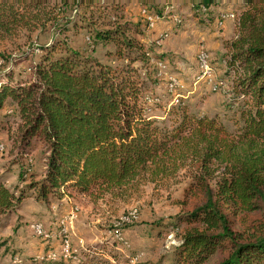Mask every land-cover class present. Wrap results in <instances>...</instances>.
I'll return each instance as SVG.
<instances>
[{"label":"trees","instance_id":"16d2710c","mask_svg":"<svg viewBox=\"0 0 264 264\" xmlns=\"http://www.w3.org/2000/svg\"><path fill=\"white\" fill-rule=\"evenodd\" d=\"M57 1L0 0V43L22 31L50 33L0 66V114L6 106L18 114L21 155L33 153L36 143L44 147V175L29 186L36 198L60 200L69 189L103 197L191 168L189 194L198 204L174 222L172 264H264V0H242L226 46L232 98L240 104L233 131L218 118L192 115L184 103L170 106L162 120L150 116L162 106L150 104L156 96L143 78L155 85L151 61L164 56L153 57L142 42L147 24L121 23L132 2L158 15L172 3H189L199 22H213L222 0ZM103 10L116 21L98 26ZM84 30L94 51L112 47L107 56L121 64L73 50L69 34ZM21 59L31 62L28 80L13 82L12 67ZM24 200L25 193L0 180V219L18 212ZM93 256L90 262L107 264Z\"/></svg>","mask_w":264,"mask_h":264},{"label":"rangeland","instance_id":"374dc122","mask_svg":"<svg viewBox=\"0 0 264 264\" xmlns=\"http://www.w3.org/2000/svg\"><path fill=\"white\" fill-rule=\"evenodd\" d=\"M241 3L222 0L214 9L215 20L204 23L193 17L189 3L188 7L182 2L172 3L162 15L150 13L138 2L125 4L121 23L147 24L142 42L153 49V57L164 56L162 61H151L158 71L155 85L143 78L156 96L149 97L150 104L162 106L150 116L162 120L170 106L184 103L192 115L218 118L226 128L235 130L240 104L232 98L233 77L228 74L225 56L227 43L235 36ZM101 12L105 19L98 26L116 21L109 10ZM40 34L37 30L22 31L1 42L0 66L4 57H17L27 51L38 35L42 43L50 37V33ZM68 41L73 50L86 57L113 66L121 64L107 56V52H113L112 47L98 46L94 51L86 30L69 34ZM30 64L17 61L12 67V81L26 82ZM134 68L143 73L139 64ZM0 122V180L17 194L26 195L18 212L7 220L0 219V264H95L90 262L94 254L99 262L107 264H172L178 245L174 222L198 204L189 194L194 182L191 168L156 182L139 180L103 197L69 189L62 199L50 197L43 202L29 186L44 175V147L36 143L34 152L23 157L18 114L6 106ZM159 222L161 225H157Z\"/></svg>","mask_w":264,"mask_h":264},{"label":"bare ground","instance_id":"6f19581e","mask_svg":"<svg viewBox=\"0 0 264 264\" xmlns=\"http://www.w3.org/2000/svg\"><path fill=\"white\" fill-rule=\"evenodd\" d=\"M222 22H223V21H222ZM221 26H222V25H221ZM202 53H203V52H202ZM205 55H206V54H205ZM206 58H207V57H206ZM207 60H208V59H207ZM208 61H209V60H208ZM208 61H207V62H208ZM205 62H206V61H205ZM203 63H204V62H203ZM161 64H162V63H161ZM204 64H205V63H204ZM208 72H209V71H208ZM199 74H200V73H199Z\"/></svg>","mask_w":264,"mask_h":264}]
</instances>
